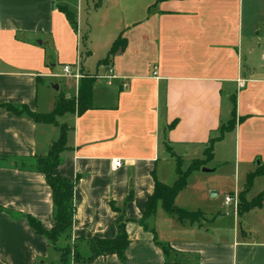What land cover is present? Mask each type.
<instances>
[{"label":"crops","instance_id":"0c3cea01","mask_svg":"<svg viewBox=\"0 0 264 264\" xmlns=\"http://www.w3.org/2000/svg\"><path fill=\"white\" fill-rule=\"evenodd\" d=\"M60 6L74 13L76 30ZM119 35L125 45L108 55ZM47 48L56 50V58L71 49L62 65L79 63L83 74L96 75L92 108L81 115L66 112L53 125L0 107V155L45 156L59 126L66 128L55 173L77 180L72 229L59 246L76 237H114L113 202L129 219L126 264H166L151 228L184 255L180 264H264V205L242 216L234 210L237 224L229 237L202 231L203 223H180L160 205L147 219L148 229L138 223L154 177L172 185L176 157L183 168L204 157L233 106L244 120L214 143L212 160L220 155L222 167L231 161L243 172L264 163V0H0L1 103L52 111L56 97L42 84L56 76ZM92 58L95 72L85 68ZM68 77L73 80L61 93L73 98L79 79ZM113 159L121 166L112 169ZM182 192L177 206H184ZM0 206L33 216L46 230L54 225L51 190L39 172L0 166ZM58 258L24 218L0 212V264H56ZM87 264L122 263L108 255Z\"/></svg>","mask_w":264,"mask_h":264},{"label":"trees","instance_id":"16d2710c","mask_svg":"<svg viewBox=\"0 0 264 264\" xmlns=\"http://www.w3.org/2000/svg\"><path fill=\"white\" fill-rule=\"evenodd\" d=\"M59 10L64 13L71 27L76 30L77 24L74 13L69 11L64 6H60ZM124 45L125 39L119 35L113 42L108 55L111 54L114 49H117L120 46L123 47ZM107 58L108 56L105 59H102L100 63L107 62ZM96 79V75L87 73L83 74L78 82L76 96L73 98H67L64 94L60 93L54 108L49 113L34 112L26 104L0 102V107L16 116H28L36 122L57 125L55 120L57 116L66 112L81 115L86 110L92 108V90ZM243 120L244 117L236 118L235 106H233L231 118L219 127L217 136L208 140L203 158L191 160L186 169L183 170V163L181 159L176 157L175 173L177 179L172 185H165L154 177V190L147 198L142 218L138 220V223L142 227L148 229L146 221L155 215L158 205H160L164 212L168 215L175 216L180 223H183L184 221H188L190 223L196 222L197 214L200 211H189L178 207L175 204V198L178 193L185 188L188 176L193 171L200 170V168L202 169L206 163L213 159L214 143L220 140L225 132L231 131L237 122H241ZM174 125L175 124H170V128ZM59 129L60 132L58 138L52 142L50 149L45 156L20 158L0 155V166H11L20 170L39 172L44 175L45 181L51 190L52 218L54 225L49 230H46L43 228L40 221L31 215L13 213L11 210L2 206H0V212L24 218L34 232L38 235L44 236L53 250L59 253L58 264H87L99 256L108 255H116L122 264H126L125 253L130 240L126 232L125 225L129 219L125 217L123 211L116 207L113 202H111V208L118 212V216L115 220L117 234L114 237H76L73 239L71 244H66L64 246L58 245L59 240L64 236H69L72 229L73 216L75 213L74 187L77 180V178L69 180L55 173L57 166L61 162V152L66 145V128L63 125H60ZM259 176H264V163L258 164L255 170L249 172L246 176L244 189L240 192L238 198L239 206L236 210L238 216H242L245 212L252 208H260L264 205V190L257 193L249 201L245 198L246 193L252 187L253 180ZM129 200H131V194L126 197L124 204ZM149 230L153 235V242L161 250L166 264H180L184 262V255L171 247L168 242L158 239L153 228ZM77 241L84 242L86 244V253H82L78 250V245H75Z\"/></svg>","mask_w":264,"mask_h":264},{"label":"rangeland","instance_id":"374dc122","mask_svg":"<svg viewBox=\"0 0 264 264\" xmlns=\"http://www.w3.org/2000/svg\"><path fill=\"white\" fill-rule=\"evenodd\" d=\"M83 49L84 46L80 38L78 41V52L81 54V51H83ZM70 54L71 49H69L68 53L63 54V57L56 58L57 55L56 50L54 48L51 50V52L50 49H46V60H48L49 58L51 60V57L54 56L52 60L55 65L49 68V71H51V73L55 74L56 76L43 80L42 84L44 86H48L51 89H49L51 91L50 93H53L54 97H56V101L58 99V95L65 90L64 84H67L68 81L73 80L72 78L70 79V77H68L71 75H66L63 73V65L61 63L64 59H66L64 58L65 55H68V58L70 57ZM66 64L72 65L71 63ZM88 65L90 66V72L96 71L97 61L94 58L90 59L88 62L85 63L86 69H88ZM80 73L81 78L83 76L81 70ZM49 82H51L52 84H58V90H54L48 84ZM102 83H105V81H102ZM70 86L71 83L69 82L68 88H70ZM43 91L44 88L40 86V95ZM199 158L203 157L200 156ZM258 160L259 159L256 160V164ZM220 161L221 156L219 155L216 160H212L206 163L208 164V167L206 168H216V170L213 172H202L200 168V170H195L188 176L184 192H182L184 202L181 204H183L184 206H178L185 208L189 211H200L197 214L196 222L203 223L201 227L202 231L207 229L209 230V232L215 235L217 234V236H219L220 234L222 236L224 235L229 237L234 225L237 224V222L235 221L236 214L234 210L236 211L239 205L237 204V206L234 208L232 203L226 204L224 202V196L226 194H234V192H236L239 198L240 192L244 189V185L246 183V176L249 171H246L248 173L243 172L242 168H240L239 170H235L233 162L231 161L228 162L227 166L222 167L223 165L219 164ZM182 169L185 170L186 167H182ZM263 188L264 178L254 179L252 187L249 191H251L250 194L254 196L259 193V191ZM211 191L217 192L219 195L216 197H211ZM246 195L245 198L247 201H249L251 197ZM213 216H216L215 219L210 221ZM147 223H149L148 220ZM202 233L201 235H203ZM75 245H78L79 251H81L82 253H86L85 243L82 244L81 242L77 241Z\"/></svg>","mask_w":264,"mask_h":264},{"label":"built area","instance_id":"2783aa9c","mask_svg":"<svg viewBox=\"0 0 264 264\" xmlns=\"http://www.w3.org/2000/svg\"><path fill=\"white\" fill-rule=\"evenodd\" d=\"M63 73L66 75H71L73 77H75L76 79H80V68H79V63L73 64V65H69L66 64L62 67ZM112 75H103L102 77L104 78H110ZM240 86L243 85V82H239ZM122 164V162L119 159H113L112 160V169H116L118 167H120ZM238 194L234 193V194H226L224 196V202L226 204H230L232 203L234 208L237 206L238 204Z\"/></svg>","mask_w":264,"mask_h":264},{"label":"water","instance_id":"95a60500","mask_svg":"<svg viewBox=\"0 0 264 264\" xmlns=\"http://www.w3.org/2000/svg\"><path fill=\"white\" fill-rule=\"evenodd\" d=\"M40 43V41H38ZM54 90H58V84H52L51 82L48 83ZM202 171L204 172H210L211 170L210 169H207L205 167L202 168ZM218 195L217 192H214V191H211L210 192V196L211 197H216Z\"/></svg>","mask_w":264,"mask_h":264}]
</instances>
